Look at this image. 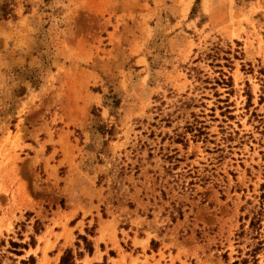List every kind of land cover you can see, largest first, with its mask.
<instances>
[{"label":"rangeland","instance_id":"rangeland-1","mask_svg":"<svg viewBox=\"0 0 264 264\" xmlns=\"http://www.w3.org/2000/svg\"><path fill=\"white\" fill-rule=\"evenodd\" d=\"M68 250L264 264V0H0V264Z\"/></svg>","mask_w":264,"mask_h":264},{"label":"trees","instance_id":"trees-1","mask_svg":"<svg viewBox=\"0 0 264 264\" xmlns=\"http://www.w3.org/2000/svg\"><path fill=\"white\" fill-rule=\"evenodd\" d=\"M256 224L255 220H252L251 222V226H254ZM32 242L31 243H26V244H19V243H15V242H11V245L13 247V252L18 254L19 256L24 255V252L22 251H18V249L21 250H29L30 246H32L33 248H35L34 243V239H31ZM86 241V239H85ZM93 252V249L91 248L90 253ZM254 253L256 252L255 250L253 251ZM252 252V253H253ZM76 258L73 255V252L71 250H68L65 255L62 257L61 263L60 264H75ZM35 264V258L33 256H31L29 258L28 261H23L22 264Z\"/></svg>","mask_w":264,"mask_h":264},{"label":"crops","instance_id":"crops-1","mask_svg":"<svg viewBox=\"0 0 264 264\" xmlns=\"http://www.w3.org/2000/svg\"><path fill=\"white\" fill-rule=\"evenodd\" d=\"M68 247V246H67ZM105 259V252L101 251V254L97 252V250H94V253L92 255H87L81 259V264H98L102 263Z\"/></svg>","mask_w":264,"mask_h":264}]
</instances>
